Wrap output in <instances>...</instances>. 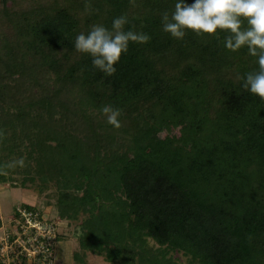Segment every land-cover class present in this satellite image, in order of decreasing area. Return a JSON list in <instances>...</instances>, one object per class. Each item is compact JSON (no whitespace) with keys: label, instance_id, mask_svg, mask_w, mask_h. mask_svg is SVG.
<instances>
[{"label":"trees","instance_id":"trees-1","mask_svg":"<svg viewBox=\"0 0 264 264\" xmlns=\"http://www.w3.org/2000/svg\"><path fill=\"white\" fill-rule=\"evenodd\" d=\"M174 3L47 0L15 19L2 10L16 32L9 74L22 69L16 92L0 91L11 103L0 102V164L25 166L0 170V183L50 182L60 217L85 215L81 248L109 264H180L172 252L185 264H264V100L237 79L258 66L247 48H224L226 33L164 32ZM121 14L151 39L130 43L106 76L74 39ZM106 104L120 108L119 128Z\"/></svg>","mask_w":264,"mask_h":264},{"label":"clouds","instance_id":"clouds-1","mask_svg":"<svg viewBox=\"0 0 264 264\" xmlns=\"http://www.w3.org/2000/svg\"><path fill=\"white\" fill-rule=\"evenodd\" d=\"M130 23L126 14L115 16L111 27L93 24L87 31L77 33L74 48L91 57V65L112 76L122 55L129 51L130 43L144 44L151 37L146 32L126 29ZM162 30L172 38L182 41L187 32L198 36L205 34L220 39L231 52L247 48L248 55L255 58L257 68L238 74L241 88L264 100V0H175L171 11L161 14ZM112 126L120 127L121 110L110 104L101 107ZM25 166L24 157L0 164V170Z\"/></svg>","mask_w":264,"mask_h":264},{"label":"rangeland","instance_id":"rangeland-1","mask_svg":"<svg viewBox=\"0 0 264 264\" xmlns=\"http://www.w3.org/2000/svg\"><path fill=\"white\" fill-rule=\"evenodd\" d=\"M46 1L47 0H0V31H2L0 33V44L4 43L2 46V53L4 56L2 55V57H0V91L2 95H5L6 97H9L10 93L16 92V85H14L12 81L18 76L16 75V70H14L11 75L9 74L7 64H10L11 61L12 63L14 62L15 55L13 51L10 54L6 48L7 46H5V42H8V45L11 47V44L16 40V32L9 26L2 10L7 12L10 19L20 18L21 12L27 11V9L32 6L36 7L41 4L44 5ZM4 38L5 40H3ZM17 46H19L18 42ZM14 52H16L18 58L20 56V50H14ZM17 68L18 74L19 70L22 68L19 64ZM9 83H11L10 91L6 88L9 86ZM41 87H43V85H41ZM32 90H34V94H39L41 91H44L36 85L33 86ZM0 98V102L3 106H6V108L11 106L10 101L6 100L7 98L4 96H1ZM26 98L29 99L30 97L27 96ZM31 98L33 99L34 96ZM174 134H178L177 128H173L170 131L164 130L160 133L162 137ZM13 176L14 180L0 183V240H2L1 242L3 243L1 253L9 251L11 248L9 243H5V239L6 232L13 230L15 226V223L13 222V219L15 218L14 211H22L23 204H27L32 206L40 217H44L46 222H52L55 228V233L60 236L59 240H56L54 244V264H109L102 255L93 254L90 251L81 248V223L84 220L85 215L80 211L78 215L73 218L60 217L55 203L54 185L50 182L42 184L38 178L33 182L27 181L24 185H21L20 176ZM153 244L154 243L150 240L149 245L151 246ZM155 246L156 245L154 244L152 247L154 248ZM76 254L77 257H75ZM172 255L180 261V264H185V258L181 253L172 252ZM79 257L82 258L83 263L79 262V259H77Z\"/></svg>","mask_w":264,"mask_h":264},{"label":"built area","instance_id":"built-area-1","mask_svg":"<svg viewBox=\"0 0 264 264\" xmlns=\"http://www.w3.org/2000/svg\"><path fill=\"white\" fill-rule=\"evenodd\" d=\"M17 211L20 215L13 219L14 229L6 232L9 251L1 253L3 243L0 240L1 264H23L22 256L26 258L25 264H53L56 233L52 222H46L35 210L22 208Z\"/></svg>","mask_w":264,"mask_h":264}]
</instances>
